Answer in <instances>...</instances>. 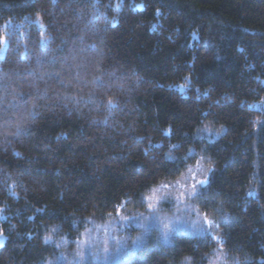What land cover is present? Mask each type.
<instances>
[{"label":"trees","instance_id":"trees-1","mask_svg":"<svg viewBox=\"0 0 264 264\" xmlns=\"http://www.w3.org/2000/svg\"><path fill=\"white\" fill-rule=\"evenodd\" d=\"M0 37V264H43L50 227L75 239L192 147L222 247L264 264V0H0ZM205 121L224 134L197 137ZM214 245L175 236L118 264H207Z\"/></svg>","mask_w":264,"mask_h":264},{"label":"rangeland","instance_id":"rangeland-1","mask_svg":"<svg viewBox=\"0 0 264 264\" xmlns=\"http://www.w3.org/2000/svg\"><path fill=\"white\" fill-rule=\"evenodd\" d=\"M4 47L5 43L0 57ZM224 132V126L205 121L195 135L213 140ZM188 155L194 158L178 177L158 183L136 203L129 197L123 199L117 210L103 220H86L75 239L59 232L58 226L50 227L43 240L53 245L56 253L43 264H118L131 259L145 245H169L175 236L181 235L213 239L215 245L207 264H237L236 258L221 245L222 221L206 214L196 200L211 174L209 157L194 147ZM168 158L173 157L169 154ZM181 264L190 263L184 259Z\"/></svg>","mask_w":264,"mask_h":264},{"label":"snow or ice","instance_id":"snow-or-ice-1","mask_svg":"<svg viewBox=\"0 0 264 264\" xmlns=\"http://www.w3.org/2000/svg\"><path fill=\"white\" fill-rule=\"evenodd\" d=\"M37 18H39V16ZM3 43H5V39L3 37H0V45H2ZM0 51H2V49H0ZM113 104H114V101L112 99H109L108 100V105L112 106ZM201 183H203V182H201ZM205 222L209 223V224L211 223V221H207V220Z\"/></svg>","mask_w":264,"mask_h":264}]
</instances>
